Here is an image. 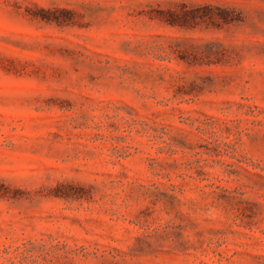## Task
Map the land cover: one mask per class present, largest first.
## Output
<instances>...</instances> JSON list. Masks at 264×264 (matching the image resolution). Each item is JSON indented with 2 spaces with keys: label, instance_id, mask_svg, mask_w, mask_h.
I'll return each mask as SVG.
<instances>
[{
  "label": "rangeland",
  "instance_id": "1",
  "mask_svg": "<svg viewBox=\"0 0 264 264\" xmlns=\"http://www.w3.org/2000/svg\"><path fill=\"white\" fill-rule=\"evenodd\" d=\"M216 2L0 0V264H264V44Z\"/></svg>",
  "mask_w": 264,
  "mask_h": 264
},
{
  "label": "clouds",
  "instance_id": "2",
  "mask_svg": "<svg viewBox=\"0 0 264 264\" xmlns=\"http://www.w3.org/2000/svg\"><path fill=\"white\" fill-rule=\"evenodd\" d=\"M90 0H69V7L77 11H87ZM235 6H215L205 11L202 22L208 28H215L223 35L216 39L218 46L235 40L238 35L249 39L255 38L264 44V0H234ZM191 41L178 40L175 47L179 51H187Z\"/></svg>",
  "mask_w": 264,
  "mask_h": 264
},
{
  "label": "snow or ice",
  "instance_id": "3",
  "mask_svg": "<svg viewBox=\"0 0 264 264\" xmlns=\"http://www.w3.org/2000/svg\"><path fill=\"white\" fill-rule=\"evenodd\" d=\"M51 6L58 7L59 5L57 3H53ZM159 6L161 8H174L177 5L175 0H159ZM190 6H199V0H195V2H191L190 0ZM212 6L213 5H210V7ZM214 6H235V4L234 0H217ZM178 39H183V37H178Z\"/></svg>",
  "mask_w": 264,
  "mask_h": 264
}]
</instances>
